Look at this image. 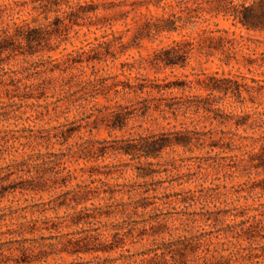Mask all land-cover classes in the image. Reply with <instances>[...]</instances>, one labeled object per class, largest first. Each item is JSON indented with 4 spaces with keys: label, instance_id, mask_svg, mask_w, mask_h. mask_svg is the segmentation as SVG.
Listing matches in <instances>:
<instances>
[{
    "label": "rangeland",
    "instance_id": "1",
    "mask_svg": "<svg viewBox=\"0 0 264 264\" xmlns=\"http://www.w3.org/2000/svg\"><path fill=\"white\" fill-rule=\"evenodd\" d=\"M99 1L106 8L116 5L107 12L101 8L99 14L108 18L112 25L109 33L114 32L117 43L124 46L118 44L115 58L92 53L82 56L83 64L63 76L49 75L31 82L24 77L17 80L11 72L0 78V264H157L163 260L161 251H167L169 244L178 245V241L200 247L198 255L208 258L205 264H264V218L263 225L254 228L251 240H246L240 228L236 231L241 237L229 232L233 231L232 215L245 209L262 211L264 170L253 168L260 166L255 161L253 167L232 173L230 167L238 164L237 159L213 148L223 144L219 140L230 138L235 139L237 148L252 144L251 138L264 130L237 132L234 122L227 119L263 112L264 98L254 104L246 94L241 103L203 91L175 89L158 94L122 90V86H177L186 81L184 76L191 81L197 76L205 79L204 75L240 82L246 78L249 86H255L252 80L264 82V68L259 64L249 67L243 52L238 51L237 62L229 45L222 48L205 41L206 37L223 36L218 33L223 31L239 41L247 38L252 51L245 53L257 54L253 59L259 61L264 35L248 33L232 15L243 5L254 4L258 9L264 0H171L176 5L177 32L154 36L150 41L135 37L134 31L127 32L125 25L141 22L148 15L144 5L150 0ZM14 2L27 0H0V8ZM85 2L90 0L82 4ZM150 11L163 15L153 6ZM30 12V7L24 8L22 19L30 20ZM125 12L129 13L122 15ZM91 31L84 28L76 34L69 27L62 29L58 40L52 42L55 52L46 50L27 60L5 58V69L21 73L49 57L65 61L74 51H90L103 36V31ZM174 41L195 45L186 68L158 71L146 64V70L129 72L141 59L149 61L155 51L172 46ZM88 58L95 60L87 62ZM31 83L34 87L25 90ZM191 97L206 99L219 111L181 113L175 118L154 110L165 103L164 99L178 103ZM145 107L150 110L146 112ZM119 118L121 124H115ZM183 130L207 134L204 149H167L157 160L129 157L118 150L150 136ZM235 133L247 140L235 138ZM241 151L236 154H244ZM57 159L68 171L56 176L62 170L54 164ZM43 161L48 165L42 167ZM24 162L35 165L36 170L29 173L28 166L20 167ZM19 169L23 172H16ZM69 172L71 179L66 186L61 177ZM41 177L47 179V185L39 184ZM79 188L90 199L86 204L90 211L82 216L89 221L73 226V217L85 208L74 210L71 199ZM142 205L154 206L144 209ZM95 213L102 217L89 219ZM207 217L214 220L208 222ZM206 241L212 243L208 249L202 244Z\"/></svg>",
    "mask_w": 264,
    "mask_h": 264
},
{
    "label": "trees",
    "instance_id": "2",
    "mask_svg": "<svg viewBox=\"0 0 264 264\" xmlns=\"http://www.w3.org/2000/svg\"><path fill=\"white\" fill-rule=\"evenodd\" d=\"M84 0H27L23 4L14 2L3 6L0 8V78L4 79L9 75V72L16 75V79L19 80L20 77H24L28 82H31V79L36 80L37 78L54 77L56 74L63 76L69 71H73L78 64H83L81 61L82 56H89L92 53L100 54L104 57H113L115 58V52L119 45H122V42H118L116 37H114V32L111 34L109 31L112 28L111 23L107 22V17H100L99 14L103 9L105 12L110 10V8H115L116 5L106 8L105 4H102L99 0H90V3L85 2ZM105 1V0H104ZM183 1V0H182ZM177 3V2H176ZM135 3L131 5L134 8ZM153 6L156 9L163 11L162 16L153 15L150 11V7ZM255 5H250L246 7L243 5L240 10H238L232 17L237 21L244 30L248 33H260L264 35V4L260 8L256 9ZM30 7L31 12L29 16L31 19H22L21 13L24 8ZM118 7L122 8L121 5ZM141 8L143 5L140 6ZM144 7L148 10V15H144L141 22H134L133 24L126 23L127 32H135V37L142 36V38H148L150 41L154 36H160L164 33L172 34L177 32L176 22L174 18L176 17L175 9L176 5L171 0H150L145 3ZM102 8V9H101ZM135 8L133 9V11ZM129 12L122 13L125 15ZM36 16H33L35 15ZM53 16V20H51ZM167 16V17H166ZM42 18V20H41ZM76 34L79 33L82 29L86 28L88 32L94 28L96 31H103V36L101 37L102 41L96 39V44L93 45L90 51H85L81 49L80 51H74L69 53L66 56V60L60 61L58 59H53L49 57L48 60H41L31 64V68L24 70L23 72L6 70L5 66L7 65L8 59L16 60L19 57H22L24 60L38 57L41 52L48 50L49 52H55L57 49L52 50V44L55 46V43H52L54 40H58L61 30L68 28ZM75 27L79 28V31L75 30ZM223 36L220 37H206L205 41H208L211 44L222 45V48H225L229 45L228 50L235 55L234 60L237 61L236 55L238 51L243 52V58L246 60V63L249 67L259 64L261 68H264V53L260 54V60L253 59V56L250 55L252 48L249 45L250 40L247 38L241 37L240 41L235 38H229V34L226 31L218 32ZM116 34V33H115ZM214 34V32H210ZM206 35V33H205ZM114 37V40H110V37ZM59 45L61 43H58ZM90 46V44L88 45ZM92 46V45H91ZM59 47V46H58ZM122 47H124L122 45ZM214 47H209L212 49ZM52 50V51H50ZM104 50V53H103ZM195 45L190 42H177L174 41L172 46L157 50L153 53V57L149 61L141 59L137 62L136 67L129 68V72H132L136 68L139 72L146 70V64L151 67L159 70H175V69H184L186 68L185 62L188 60L189 56L194 52ZM255 52V50H254ZM102 58L99 59L101 61ZM87 62H94L95 59L88 58ZM238 62V61H237ZM186 81H182L177 86L166 85L165 87L156 86H122V90L125 91L127 88L130 91H157L158 94H161L163 91L171 90H181V91H203L208 94V96L216 95L217 99H232L237 102H245L246 98L244 94L248 96V99L252 103L259 102L261 98H264V82L252 80L251 83L255 86H249L247 84V79L244 78L242 81H238L237 78H219L217 75H204L205 79L199 78L195 81L189 80L188 76H184ZM49 78V77H48ZM15 80V79H12ZM90 81V80H89ZM32 85H25V90L34 87ZM120 87L116 85L115 88ZM9 92V91H8ZM28 91H25L27 93ZM10 93V92H9ZM260 96V97H259ZM181 99V98H180ZM164 104L154 107L155 111L169 113L173 116L178 117L181 113L187 115L190 113L199 114V113H214L219 111L210 107L206 99H201L200 97H191L182 100L181 102H175V99H164ZM146 112L150 110V107H145ZM264 110V109H263ZM118 120L115 124H121L122 119ZM227 122H234L236 131L243 129L245 133L249 131L257 132V130H264V111L260 112L256 110L253 114H244L242 116H231L228 117ZM224 124V123H222ZM234 137H240L237 133L234 134ZM207 134H200L195 131H178L174 133L161 134L158 136H150L144 138L137 145L127 144L124 147L118 149L119 152L123 155L129 157L144 158L146 160L150 159H159L164 151L167 149H176L181 148L184 150L192 151V147L203 148L207 142ZM252 144L245 145L242 144L241 148H237L236 141L234 138L229 140L221 139L219 142L223 144L219 147L214 146L213 148L222 149L223 153L232 155L229 158L237 159L238 164L234 167H230L232 173L240 171V168L245 169L248 167H253L255 161L260 164L258 167H253L255 169L262 168L264 170V131L257 138H251ZM208 140L211 143H215L212 137H208ZM248 149L241 151L242 149ZM237 150L243 153L242 155H237ZM52 155V154H51ZM57 156V155H53ZM248 157V158H247ZM40 158V156L38 157ZM61 159L54 161L56 166H59L61 172L58 170L55 175H61L64 171H68L64 165L61 164ZM20 167L23 165L28 166V172L32 169H35V165L28 164L26 162L19 164ZM39 165V164H37ZM48 165V162L43 161L42 167ZM23 172L17 170L16 172ZM38 171V170H37ZM70 172L65 177H61L63 184L67 186L70 182ZM59 181V180H58ZM41 186L47 185V179L42 178L39 180ZM80 189V188H79ZM261 192H264V187L260 188ZM72 202L75 204L74 210H77L80 206H85L83 210L76 213V216L73 217L75 220L72 222L73 226H79L83 222H87L82 217L87 209L86 204L90 201L88 193L83 189L75 191L73 193ZM187 202V201H183ZM144 209H148L154 205H142ZM260 207L262 211L258 209H245L244 213L232 215V225L230 228L233 231L237 232L239 237L240 233H244L246 240H251L253 237V230L259 226L263 225L264 218V204H261ZM138 209V208H136ZM95 215V216H94ZM92 217L89 216V219H97L102 217L95 213ZM208 222L213 221L212 217H207ZM239 220V221H238ZM195 221V220H194ZM86 223V224H87ZM240 228V233L236 231ZM178 245L172 243L167 245V251H161V257L163 260L157 261V264H202L208 261L206 256L198 255V250L200 247H196L189 243V241L176 242ZM204 247L207 249L212 245L211 242H203ZM171 248V249H169ZM174 248V249H173ZM161 250V249H160ZM159 250V251H160ZM167 252V253H165ZM207 252V251H206ZM207 254V253H206ZM189 255V256H188ZM157 257L159 255H156ZM170 256V259H168ZM159 257V258H161ZM224 259V257H220ZM218 261V260H216ZM204 263V264H205ZM219 263V262H218Z\"/></svg>",
    "mask_w": 264,
    "mask_h": 264
}]
</instances>
